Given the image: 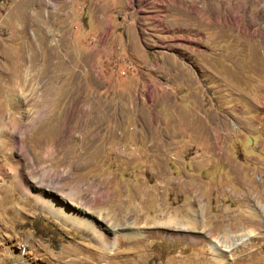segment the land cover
<instances>
[{
  "label": "rangeland",
  "instance_id": "obj_1",
  "mask_svg": "<svg viewBox=\"0 0 264 264\" xmlns=\"http://www.w3.org/2000/svg\"><path fill=\"white\" fill-rule=\"evenodd\" d=\"M40 1L0 0V264H220L213 240L224 264H264V0H169L173 25L140 37L178 65L148 68L141 107L72 69ZM89 38L111 71L120 48Z\"/></svg>",
  "mask_w": 264,
  "mask_h": 264
},
{
  "label": "crops",
  "instance_id": "obj_2",
  "mask_svg": "<svg viewBox=\"0 0 264 264\" xmlns=\"http://www.w3.org/2000/svg\"><path fill=\"white\" fill-rule=\"evenodd\" d=\"M127 1L71 0L62 3V5L60 4L61 7L58 9H56V6L53 12L46 10L45 2L41 0L40 11L43 10V13L44 11L47 13H45L46 18L42 19V23L46 26L48 33L53 29L61 35L67 34L70 37V41L66 45L73 53L74 62L72 69H79L80 71L85 68L86 71L83 74L81 73L82 78L85 81H89L92 78L96 81V78L93 75H89L88 71L91 72L94 67L100 68L101 79L104 81V83L101 81L102 86L104 85V90H107V92H112V100L119 101L122 106H125V104L136 106L138 104L141 107L144 95L141 93L139 98L137 88L139 83L144 84L147 79L152 82V78L149 76L152 73L148 71V68L151 65H155L156 69L163 70L169 77L173 74L170 71V67L176 65L177 68L179 58L173 51L158 46L155 48L144 47L137 28L119 17V12L126 7ZM170 8L166 13V17L169 16L166 21L169 26H172ZM27 10L25 11L26 16H28ZM74 25L76 28H73ZM98 35H104L107 38L106 46L108 48L112 50V48L115 49V46L119 47L121 53L127 55L132 62L144 67L138 70L134 68L126 69L123 64V69L126 73L119 77L108 71L104 67L105 65L102 66L100 64L101 59L96 56V53L98 54L97 47L95 48V44L93 46L90 45L89 42V37ZM153 57L158 58L162 65L160 63L159 66L157 63H150V58ZM145 67L147 68L144 69ZM141 89H143V85Z\"/></svg>",
  "mask_w": 264,
  "mask_h": 264
},
{
  "label": "built area",
  "instance_id": "obj_3",
  "mask_svg": "<svg viewBox=\"0 0 264 264\" xmlns=\"http://www.w3.org/2000/svg\"><path fill=\"white\" fill-rule=\"evenodd\" d=\"M69 1L71 0H66V2ZM46 4L48 8L53 10L56 8L58 0H46ZM168 4L169 0H128L126 7L119 12V17L125 19L129 24H133L139 32H146L152 26L165 32L167 30L165 17ZM95 40L100 42V46L107 42V38L102 37V35L96 36ZM111 61V71L120 72L121 75L126 73L124 69H119L121 64H124L126 69L134 67L132 60L127 55L123 56L120 50L116 51Z\"/></svg>",
  "mask_w": 264,
  "mask_h": 264
},
{
  "label": "bare ground",
  "instance_id": "obj_4",
  "mask_svg": "<svg viewBox=\"0 0 264 264\" xmlns=\"http://www.w3.org/2000/svg\"><path fill=\"white\" fill-rule=\"evenodd\" d=\"M2 122V121H1ZM7 125H5V123H2L0 128L1 130L5 129ZM21 176L19 174H17V179L21 181ZM246 194V193H245ZM194 196H192L193 198ZM195 199V198H194ZM43 203H45V205L47 206V208L49 210H51L53 213H55L57 216L61 217L62 219H64L65 221H69V222H72L74 225H76L77 227L79 228H83V229H86V230H90L94 233V235L98 236L99 238L101 239H106L104 238V235H106L105 232H103L102 230H96V227H95V221L93 220H81V219H77V220H74V218L70 217L66 212H64L60 206L54 204V202H52L51 200H48L47 198L45 197H41L40 199ZM189 200V199H188ZM192 205V204H191ZM190 205V206H191ZM186 212V211H185ZM252 212V211H251ZM255 212V211H254ZM189 213V210L186 212V214ZM248 213V212H247ZM256 213V212H255ZM250 214V213H248ZM155 217V216H154ZM185 217V216H184ZM260 217V216H259ZM177 219V216L175 217ZM175 218H169L168 221L166 222H163V225L165 226L166 224H173L174 226H176V224H178V222L176 223V219ZM182 218V216H181ZM186 218V217H185ZM187 219V218H186ZM261 219V218H260ZM262 220V219H261ZM156 221V220H155ZM264 222V221H263ZM191 221H189L188 223H186L184 225V227H190L191 226ZM101 225V224H100ZM97 226V225H96ZM181 227V226H180ZM183 227V226H182ZM105 231L107 232H111V234H119V235H122L123 237L125 235H127L126 233L122 232V230L120 231V229L116 226H108L105 227ZM133 233V232H132ZM134 235V234H133ZM257 235V232L254 231V230H244L243 231V236L242 237H251V236H256ZM109 236V235H108ZM135 236V235H134ZM106 237V236H105ZM114 237V236H113ZM125 237H130V236H125ZM110 239H108V242H107V246H115L116 245V238H112V236L109 237ZM197 238V237H196ZM253 238V237H252ZM246 239V238H245ZM212 241V240H211ZM243 241V240H242ZM244 243V241H243ZM211 244V247L213 249V257L215 259H218L220 264H224L225 260L222 258V256L225 255V252L226 251H231L232 250V247L230 245H224L222 246L220 243L216 242L215 240H213V242L210 243ZM242 244V243H241ZM237 247V246H236ZM233 256V255H232ZM225 257V256H224ZM232 260V259H230ZM232 262V261H231ZM230 264V262H229Z\"/></svg>",
  "mask_w": 264,
  "mask_h": 264
}]
</instances>
